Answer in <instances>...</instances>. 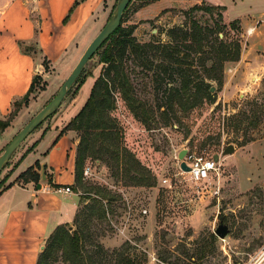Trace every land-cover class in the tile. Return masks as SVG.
Segmentation results:
<instances>
[{"label": "rangeland", "instance_id": "obj_1", "mask_svg": "<svg viewBox=\"0 0 264 264\" xmlns=\"http://www.w3.org/2000/svg\"><path fill=\"white\" fill-rule=\"evenodd\" d=\"M119 2L112 1L110 13L96 27L94 37L114 17ZM141 2L131 0L123 16L124 25L136 26L134 35L140 43L166 41L167 30L186 21L184 11L189 8L166 10L169 12L163 11L155 19H142L135 15ZM219 12L218 7L212 12L196 10L191 17L213 25ZM222 13L227 39H233L236 35L225 10ZM161 16L163 19L159 21ZM91 41L73 46L58 68L51 69L48 64L46 74L43 72L27 102L24 96L13 102L11 110L0 119L8 123L0 126V156L24 126L58 94ZM35 47L31 42L29 48ZM151 55L152 52L148 54L150 58ZM144 57L145 54L127 53L124 70L133 86L131 95L142 105L140 116L146 117L150 125L135 116L117 90L113 91L115 107L109 114L116 120L121 144L150 172L152 185H134L122 172L116 174L118 171L103 159L87 158L85 166H90V174L83 177L77 189L72 187L79 203L73 221L65 224L70 232L77 230L80 234L82 258L72 262L64 250L69 252L70 246L62 243L52 251L47 264H264V180L249 188L239 184L251 180L255 175L252 168H263L262 161L248 165L247 169L251 168L245 174L239 167L244 153L224 152L229 144L240 149L252 142L242 145L249 138L253 141L264 138V121L253 126L255 106L251 103L254 99L262 100L264 87L254 94H235L225 102L223 85L211 81L216 88L214 101H205L190 111L176 105L174 112L164 118V108L159 107L166 104V84L160 82L155 59L152 65ZM102 67L97 53L61 105L9 157L0 173V190L11 182L16 164L39 135L53 134L55 129L60 132L83 107ZM83 79H86L84 88L77 92ZM76 133L80 140L82 132ZM68 134L69 143L75 133ZM183 148L208 157L219 154L220 176L195 182L180 168L178 154ZM68 150L71 158L72 150ZM256 153L260 160L261 151ZM70 166L71 159H66L58 173L68 174ZM47 172L51 176L50 170ZM39 182L46 183L42 178ZM221 223L229 226V234L224 238L215 232Z\"/></svg>", "mask_w": 264, "mask_h": 264}, {"label": "crops", "instance_id": "obj_2", "mask_svg": "<svg viewBox=\"0 0 264 264\" xmlns=\"http://www.w3.org/2000/svg\"><path fill=\"white\" fill-rule=\"evenodd\" d=\"M112 1L82 0L65 22L75 0H0V119L17 98L27 93L35 75L46 74L45 58L51 69L58 68L73 46L91 41L96 27L108 17ZM203 3L225 6L227 20L241 21L240 59L225 64L221 89L225 102L235 94L256 93L264 78V0H157L139 8L135 15L150 20L166 10L188 9ZM162 19L163 16L159 21ZM31 42L37 43L38 50L26 53L21 43L26 46ZM70 132L75 133V138L68 143ZM59 133L55 129L53 134L36 138L37 146L16 164L9 183L12 185L0 193V264H37L49 235L74 219L79 197L73 191L61 192L56 186L72 188L75 183L78 134L68 130L58 137ZM68 148L72 150L71 158ZM238 151L244 153L240 171L247 174L251 168L247 166L259 161L263 167L252 168V184L247 180L239 184L249 188L264 180V138L236 148L235 153ZM257 151L262 153L260 160L255 156ZM66 159H71L69 173H58ZM37 160L50 170L52 184L42 183L38 188L34 182L17 181L19 174Z\"/></svg>", "mask_w": 264, "mask_h": 264}, {"label": "trees", "instance_id": "obj_3", "mask_svg": "<svg viewBox=\"0 0 264 264\" xmlns=\"http://www.w3.org/2000/svg\"><path fill=\"white\" fill-rule=\"evenodd\" d=\"M80 1L82 0H75L69 14L64 19L65 22L69 20L71 13ZM155 1L157 0H142L140 7ZM215 7L221 9V12L218 13L219 19H216L213 25L203 24L198 19L191 17V14L196 10L212 12ZM225 9V6L220 5L196 4L184 11L186 21L182 25L173 26L167 30L168 39L166 41L146 43L138 42L134 35L136 26L124 25V18L122 19L121 25L95 53L99 54L103 67L91 88L87 101L61 129L58 136L60 137L68 130L82 132L76 148L75 183L72 187L77 189L78 185L83 183L85 162L89 157L103 159L112 169L118 171L116 174L122 172L125 178L134 185H152L150 172L141 165L127 147L121 144L118 125L109 114L115 107L113 91L117 90L135 116L146 126L150 125L146 117L140 116L139 109L142 105L131 95L133 86L129 76L125 73L124 59L127 53H140L143 56L145 54V60L152 65L155 59L160 82H165L167 90L166 104L159 107V109L164 108L162 111L164 118L170 112H174L176 105L184 111H190L205 101H214L215 94L211 92V81H216L222 87L225 64L229 61H238L242 49V39L239 37V34L242 33L241 21L239 19L230 21L229 26L236 37L227 39L224 31L227 25L223 23L222 13ZM38 31L39 28H37ZM221 33L223 36L220 35ZM29 45L24 46L21 43L23 51L26 53L37 52L36 47L29 48ZM34 45L37 46V43ZM150 52L153 53L152 58L148 56ZM43 64L45 70H48L47 58L43 60ZM81 74L76 82L79 81ZM41 79L42 75L40 74L34 76L29 90L23 97L25 102L28 101L29 95L35 91L36 83ZM85 82L86 79H83L78 83L77 92ZM251 103L255 106V121L253 122L255 128L264 121V91L261 101L254 99ZM167 120L169 121V118ZM7 124L0 120L1 127ZM249 141H253V138L243 141L242 145ZM38 142L39 140L29 147L21 159L31 152ZM45 168L48 182L52 184L46 165ZM39 169H42V164L37 160L19 174L17 181L38 184L42 178ZM11 185L12 183L3 187L0 193ZM56 187L59 188V186ZM80 241L81 236L77 230L70 232L65 224L59 225L47 238L37 264H47L52 251L58 249L62 243H67L70 246L69 252L64 249L67 258L72 262L73 259L80 261L82 258L80 256ZM127 264L132 263L128 262Z\"/></svg>", "mask_w": 264, "mask_h": 264}, {"label": "water", "instance_id": "obj_4", "mask_svg": "<svg viewBox=\"0 0 264 264\" xmlns=\"http://www.w3.org/2000/svg\"><path fill=\"white\" fill-rule=\"evenodd\" d=\"M131 0H120L116 14L112 19H110L104 27L100 30V32L94 37L91 43L88 45L84 53L82 54L80 60L72 70L71 74L65 80L63 85L61 86L58 94L42 109L40 110L25 126L24 128L13 138V140L7 145L3 154L0 156V173L9 159V157L15 152V150L20 146V144L26 139V137L35 129L51 112L57 109L61 103L63 102L65 96L67 95L69 89L74 85L77 78L82 73L84 67L88 63V61L95 55L97 50L103 44V42L121 25L123 15L125 10L127 9ZM222 36V34H221ZM216 90L215 86L211 87V92L214 93ZM188 152L187 148H183L180 150L178 154V158L180 159V167L183 171L189 172L191 170L190 166L185 161V156ZM226 154H230L235 152V146L233 144H229L224 151ZM216 161H219L220 156L216 154L214 156ZM42 181L48 182V176L46 174L45 165H42ZM38 188L42 187V182L37 184ZM216 234L224 238L229 234V226L227 224L221 223L216 229ZM45 246H43L44 249Z\"/></svg>", "mask_w": 264, "mask_h": 264}, {"label": "built area", "instance_id": "obj_5", "mask_svg": "<svg viewBox=\"0 0 264 264\" xmlns=\"http://www.w3.org/2000/svg\"><path fill=\"white\" fill-rule=\"evenodd\" d=\"M185 161L191 168L188 173L190 174L191 178L197 183L209 181L212 178L219 177L221 174L220 162L216 161L214 159V156L208 157L204 155H199L195 152H191L190 150H188L185 156ZM90 170V166H85V177L90 174ZM57 189L61 192H72V188L69 186H61ZM217 192L218 191H216V193Z\"/></svg>", "mask_w": 264, "mask_h": 264}]
</instances>
